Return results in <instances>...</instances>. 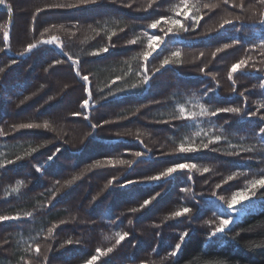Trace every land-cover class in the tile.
Wrapping results in <instances>:
<instances>
[{"label":"trees","instance_id":"16d2710c","mask_svg":"<svg viewBox=\"0 0 264 264\" xmlns=\"http://www.w3.org/2000/svg\"><path fill=\"white\" fill-rule=\"evenodd\" d=\"M262 21L261 0L0 4V264H264Z\"/></svg>","mask_w":264,"mask_h":264},{"label":"snow or ice","instance_id":"6c2138e0","mask_svg":"<svg viewBox=\"0 0 264 264\" xmlns=\"http://www.w3.org/2000/svg\"><path fill=\"white\" fill-rule=\"evenodd\" d=\"M5 0H0V4H4ZM79 2L81 4H87L90 2V0H79ZM91 2H94V0H91ZM226 2V0H225ZM262 3H264V0H261ZM149 7H151V5H149ZM205 7H209L208 5H205ZM241 7H243V5H241ZM264 22V21H262ZM160 23L159 20H157L156 22L152 23L149 25V27L155 29L157 27V25ZM174 24H178L179 21H173ZM231 23V21L229 20H225L224 21V24H229ZM224 25L222 24L221 27H223ZM182 27V25H181ZM172 29H169V32H171ZM4 38H5V41H7L8 39V33L5 32L4 33ZM55 39V38H54ZM161 37L159 36H151L149 38V44H148V47L150 49H152V51H155L156 48L159 46V42L161 41ZM134 43V41H133ZM36 45L34 44H29L26 51H31L33 48H35ZM225 48L229 47V45H224ZM104 51H107V49H104ZM217 52L221 51V49H217L216 50ZM151 55V52H145L144 53V56L145 58L147 59V57H149ZM180 55L179 52H175L173 53V56H176L178 57ZM213 55H215V53H213ZM169 60L165 59L163 61V65H167L169 64ZM245 64V61H240L239 63L237 64H234L232 65V68L230 70V73H229V78L231 79V75L232 73L236 72L238 68L242 67L243 65ZM162 65V66H163ZM0 71H3V69H0ZM203 71V69H202ZM83 79L85 81H88V77L87 76H84ZM90 94V93H89ZM89 101L88 100H84L83 101V105L86 107L88 105ZM181 113H184V109L181 108L180 109ZM241 109L238 108V107H235V108H220V109H217L216 111H213L211 113H207V110H203L201 112V115H204V114H210V115H217L219 112H228V113H240ZM78 115V114H77ZM252 115H255V113H252ZM19 128H22V129H31V128H39V127H44V128H47L49 127V125L47 123L43 124V125H34V124H20L18 126ZM260 132L262 134H264V127L260 128ZM220 139V137H216V140L218 141ZM211 143V141L209 142ZM203 148H208V144H203L202 145ZM199 148L198 147H192V146H189V147H185L184 144H181L178 148V151L180 152H193V151H198ZM32 151H35V149H32ZM250 151V150H249ZM135 155L137 157H140L141 156V153L137 152L135 153ZM19 159V157H18ZM49 159H52V157H49ZM9 163H11V161H9ZM118 163H123V164H131V161H118ZM196 165L195 164H188V163H178L176 164L175 166L173 167H169L167 168L165 171L161 172L159 175L157 176H152V177H149L148 179L149 180H159L161 179V177H168V176H171L173 173L177 172V170H184V169H192V168H195ZM37 171H39V168L37 169ZM204 172H208L209 169L208 168H204L203 169ZM82 175V174H81ZM73 179H78V177H74ZM233 179V176H229L228 177V180H231ZM68 184H71L72 181H68L67 182ZM109 183H112V181H109ZM256 186H260L261 188H264V176H261V178L259 179H255L253 181H251V187L252 188H256ZM219 187V185H218ZM239 198V199H238ZM249 197H248V194L246 191H237L235 194H233L232 198H231V201L228 203L227 207L229 209H233V206L238 204L240 202V200H247ZM221 200H223V197H221ZM150 203L149 200H145L143 205H141V207H144L145 205H148ZM132 211H136V209H132ZM192 210L190 208H183L182 210L180 211H176L174 213H172L173 216H176V217H179V216H182L184 214H187V213H190ZM16 217H8V216H0V221H4V220H9V219H15ZM129 223H131V221H129ZM231 223V217H228V218H221L220 219V223H219V226L214 230V232L212 233V236H216L217 234L219 233H223L225 231V229L230 225ZM117 239H116V244H120L121 241H123L125 239L126 236H128V233L125 232L123 234H120V233H117ZM184 235H187V233H185ZM183 236L180 237L181 240H183ZM69 243H71V241H69ZM181 247V244L180 243H177L175 245V248L178 250L180 249ZM113 249L112 248H108L106 251L107 252H111ZM37 251H39V249H37ZM97 254H102L103 253V250L102 249H97L96 250ZM176 252L174 251L172 253V255H175ZM98 259V255H94L92 256L88 261H87V264H93L94 261H96Z\"/></svg>","mask_w":264,"mask_h":264},{"label":"rangeland","instance_id":"374dc122","mask_svg":"<svg viewBox=\"0 0 264 264\" xmlns=\"http://www.w3.org/2000/svg\"><path fill=\"white\" fill-rule=\"evenodd\" d=\"M104 13L105 12H107V11H103ZM51 42H56V40H51ZM207 129L208 128H206V132H207ZM235 209V212H236V214H235V217H237V216H239L241 213H242V208H234ZM234 218V217H233ZM235 219V218H234ZM233 220V219H232ZM232 222V221H231Z\"/></svg>","mask_w":264,"mask_h":264}]
</instances>
